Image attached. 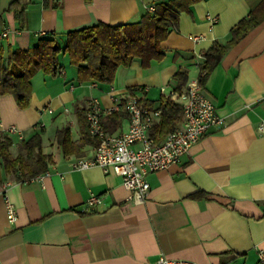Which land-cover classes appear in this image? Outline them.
Masks as SVG:
<instances>
[{"label": "crops", "instance_id": "obj_1", "mask_svg": "<svg viewBox=\"0 0 264 264\" xmlns=\"http://www.w3.org/2000/svg\"><path fill=\"white\" fill-rule=\"evenodd\" d=\"M165 1L0 0V28L11 30L0 40V63L40 38H56L63 46L69 30L137 22ZM261 1L196 0L160 43V61L148 68L137 59L120 66L110 84L76 80V66L66 68L61 59L67 56L60 54L61 74H33L27 107L0 93V132L13 126L11 136L18 140L42 129L43 152L51 155L41 180L20 182L18 174L1 173L2 184L10 185L0 192V264H157L161 254L198 264H258L264 251V132L258 128L264 121V19L227 48L202 83L224 124L212 127L177 163L150 172L142 203L128 200L112 169H71L70 161L95 149L84 115L88 98L109 108L111 93H134L158 106L178 84L177 72L195 77L204 53L215 41L225 43ZM128 124L126 116L113 133ZM67 125L77 149L65 155L55 133L44 139V131ZM90 193L101 202L86 206ZM8 202L15 208L13 222L6 218Z\"/></svg>", "mask_w": 264, "mask_h": 264}, {"label": "trees", "instance_id": "obj_2", "mask_svg": "<svg viewBox=\"0 0 264 264\" xmlns=\"http://www.w3.org/2000/svg\"><path fill=\"white\" fill-rule=\"evenodd\" d=\"M195 1L168 0L157 3L153 11H147L140 20L133 23L109 25L98 22L69 30L63 46L56 38L44 37L29 50H11L6 63H0V93H11L19 107H27L32 96L30 80L33 74L36 71L51 76L61 74L63 66L59 62L60 54L66 55L69 63L76 66V78L80 82L110 84L118 67L128 66L136 59L140 60L143 68H148L152 61L163 58L160 43L176 28L180 12L188 11ZM20 13L15 11L16 19L20 18ZM262 19L264 0L231 29L230 37L225 43L215 41L211 45L204 53V61L200 65L204 73L202 83L227 48L238 42ZM176 77L178 84L174 91L179 92L187 82V76L185 72H177ZM134 89L129 90L132 92ZM140 101L142 102L141 98ZM142 103L148 107H156L149 102ZM158 106L161 108V115L153 124L151 134L156 142L162 141L182 121V110L177 102L163 97ZM126 116L123 111H111L102 116L101 123L106 132L113 133L120 128L121 121ZM42 131L35 129L27 138L18 140L8 132H0V189L2 171L18 174L20 180L48 171L51 155L43 152ZM55 138L63 154L76 152L77 147L71 140L68 125L57 129ZM13 146L16 148L15 156L10 152Z\"/></svg>", "mask_w": 264, "mask_h": 264}, {"label": "built area", "instance_id": "obj_3", "mask_svg": "<svg viewBox=\"0 0 264 264\" xmlns=\"http://www.w3.org/2000/svg\"><path fill=\"white\" fill-rule=\"evenodd\" d=\"M153 6L148 11H153ZM209 20H214L207 16ZM10 28H0V40L10 34ZM17 31V30H16ZM203 71L198 69L195 77L188 79L184 87L178 91H171L164 97L177 102L182 110V121L162 141L156 142L152 137V128L161 115V108L148 107L140 101L137 94L124 97L111 93L112 105L104 108L97 97L91 96L86 102L85 119L89 134L96 139L95 149L87 156L75 157L70 161V168L83 170L90 167H100L105 172L112 169L121 176L123 186L128 190V200L135 204L142 203L149 192L150 184L147 175L167 169L177 163L181 156L198 142L214 126H222L224 119L220 116L212 102L202 91ZM91 87L96 86L91 82ZM123 111L127 114L129 124L125 131L108 133L105 131L101 118L111 111ZM52 112V109H48ZM264 132V121L258 126ZM6 132L13 134L17 130L10 126ZM21 139V136L19 137ZM45 173L20 182L41 180ZM10 182L2 184L0 192H4ZM100 196L90 193L85 201L86 206L100 203ZM8 222L16 219L15 208L11 203L6 206ZM157 264H198L192 260L169 258L164 254L158 256ZM258 264H264V251L259 252Z\"/></svg>", "mask_w": 264, "mask_h": 264}, {"label": "rangeland", "instance_id": "obj_4", "mask_svg": "<svg viewBox=\"0 0 264 264\" xmlns=\"http://www.w3.org/2000/svg\"><path fill=\"white\" fill-rule=\"evenodd\" d=\"M61 62H62V64L64 65V66H66V68H70L71 66V64L69 63V60H68V57H66V58H63V59H61ZM76 80H77V78H76ZM44 139H46L47 137H49L50 135H54V133H55V131L54 130H52V128H49V129H47L46 130V132L44 131ZM13 148V147H12ZM11 148V153H15V150L14 149H12Z\"/></svg>", "mask_w": 264, "mask_h": 264}]
</instances>
